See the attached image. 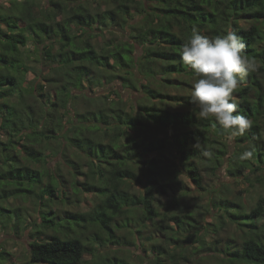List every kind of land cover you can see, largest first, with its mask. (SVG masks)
Here are the masks:
<instances>
[{
    "label": "trees",
    "instance_id": "obj_1",
    "mask_svg": "<svg viewBox=\"0 0 264 264\" xmlns=\"http://www.w3.org/2000/svg\"><path fill=\"white\" fill-rule=\"evenodd\" d=\"M90 2L8 0L0 11V225L27 230L26 204L38 206L33 264H264V198L246 210L210 182L224 168L233 180L264 186V0ZM113 26L126 38L94 40ZM193 29L235 32L253 66L233 93L251 126L232 137L231 154L226 131L189 103L179 48ZM114 81L105 96L83 95ZM129 89L139 97L126 101ZM56 150L71 194L45 170ZM247 150L252 157L240 160ZM71 195L77 203L91 197L92 209H51ZM209 215L215 224L204 221ZM225 227L233 232L222 235ZM133 246L142 250L136 262L118 256Z\"/></svg>",
    "mask_w": 264,
    "mask_h": 264
},
{
    "label": "clouds",
    "instance_id": "obj_2",
    "mask_svg": "<svg viewBox=\"0 0 264 264\" xmlns=\"http://www.w3.org/2000/svg\"><path fill=\"white\" fill-rule=\"evenodd\" d=\"M244 50L245 44L235 32L209 37L197 29L192 30L179 48L180 63L191 75L189 103L193 110H198L199 118H211L214 126L224 129L229 139L243 135L251 126L249 117L240 114L233 96L253 67ZM252 155L247 150L238 158L245 160Z\"/></svg>",
    "mask_w": 264,
    "mask_h": 264
},
{
    "label": "rangeland",
    "instance_id": "obj_3",
    "mask_svg": "<svg viewBox=\"0 0 264 264\" xmlns=\"http://www.w3.org/2000/svg\"><path fill=\"white\" fill-rule=\"evenodd\" d=\"M45 1L42 3L41 1V5L44 6ZM89 7L91 8H96L97 2L96 0L92 1L89 3ZM8 6V0H0V11L3 9H6ZM137 19V18H136ZM22 25V24H21ZM96 33H99L98 31H96ZM103 36L102 35H97L95 36L94 40L98 41L100 45H102L105 41H108L109 39H112L114 36L125 39L126 36L128 35V32L125 30H122L121 28H119L118 26H113L112 28H110V30H104L103 32ZM141 54V49L137 48L135 53H134V57H138ZM34 69H40L39 65L38 66H33ZM33 74L30 72L29 73V80H32L33 78ZM88 83L89 81L86 80V82L84 83L85 87H88ZM113 85L115 86H119L118 81H114L112 84H108V85H102L98 88H94L93 90H89L88 88H85V91H83V95H86L87 97H91V96H105L108 94L109 90L111 89V87H113ZM125 93L123 94L124 98L126 99V101L129 100V95L132 94L134 96V98L139 97L137 95L136 92H134L133 90L129 89L124 91ZM79 102V107L80 108H84L85 106L89 108V104L84 103L81 99L78 100ZM227 143L230 145V154L233 151V139H229L227 140ZM62 151H65V154H68L69 156L72 157L73 160H76V154H74V151L71 148H66ZM60 153L59 150H56V152H54V154L51 152L52 155V159H48L50 162L46 165L45 170H47L49 173L53 172L56 177L58 178V181L61 185V187L64 190H67V192H69L71 194L70 191V180H71V175L68 171V167L66 166L67 164L63 161L62 155ZM229 154V155H230ZM74 156V157H73ZM40 170H42V168H40ZM218 177V178H217ZM254 179V176H252ZM217 178V179H216ZM216 178L213 179L212 181L206 179L207 182H211V183H216L217 187L219 188V192H229L231 194L232 198H236L237 200H240L244 206V208L246 210H248L249 208L253 207L256 205V203L258 202V200L263 197L264 198V186L258 183H255L252 187L248 185V183L244 180V179H240V180H233L231 178H229L225 172H224V168L219 169L217 171V175ZM79 179H82L81 177H79ZM181 179L185 180L189 185L190 183L188 182L187 179H185V177H181ZM191 186V185H190ZM140 186H133L132 190L135 192L137 190H139ZM191 195L198 197L199 193H197L195 190L191 193ZM84 195H81V202L77 203L76 199L73 198V196L71 195L72 200H70V202H67L66 200H63V202H60L58 200H54V204H51V209L54 211H57V213L59 214V216L64 215V212L66 210L68 211H81V212H85V211H89L92 209L94 203L91 197L86 196L83 197ZM169 196H173L172 193L169 194ZM190 196V195H189ZM191 198L188 197L187 201H190ZM206 198L199 200V203H205L206 202ZM27 210L29 211V220L27 221L29 228L27 230H21L18 232H15L11 229V227L3 229L2 226L0 225V251H3L5 253H7L8 255H10L9 257L7 256L8 259L6 260H1L0 261L2 264H33L31 262H29V244L32 241V237H31V233H33L34 229L33 224L35 223L37 218L36 215V211L38 210V206H36L34 204V202H31L29 204H26ZM27 218V217H26ZM205 222L207 223H216L217 219L214 215H209L205 217ZM38 222V220H37ZM233 232V228H229V227H225L224 230L222 231V235H229ZM48 234V233H47ZM49 235V234H48ZM224 236V237H225ZM46 236H42V238H44ZM118 249V247H112V248H107L104 250V252L107 250L108 254H115L112 253V250ZM121 250H118V256H123L124 258H127L129 260H132V262H136L137 261V257H136V251H142V250H136V248L133 247H125V248H119ZM99 250V248H98ZM100 251L102 252V250L100 249ZM84 261H91V256L90 255H85L84 256ZM148 261L145 259L143 261V264H147Z\"/></svg>",
    "mask_w": 264,
    "mask_h": 264
}]
</instances>
